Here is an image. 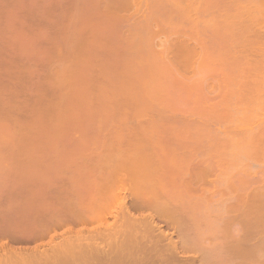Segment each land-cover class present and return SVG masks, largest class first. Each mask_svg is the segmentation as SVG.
<instances>
[{"label": "rangeland", "instance_id": "obj_1", "mask_svg": "<svg viewBox=\"0 0 264 264\" xmlns=\"http://www.w3.org/2000/svg\"><path fill=\"white\" fill-rule=\"evenodd\" d=\"M263 1L264 0H133V1L132 0H0V204L1 205L5 204V202L8 201L9 197H14V195H13L14 192L11 194L8 191L15 190L16 193L17 192L19 193L18 195L15 193V197H16L15 201L16 202L19 201L18 207L24 206L23 205L24 203L23 204L21 203V202H23V200L20 201L21 199H26V197H29V195L31 193H33V195H35V194L37 195L39 193V191H37V193L34 191H32L30 193L29 191L31 190V188H37L38 189V187L43 186L44 188H41V189L42 190L44 189V193H45V190L47 191L46 188H50L49 189L50 192L47 191L45 194L42 195L43 197L40 195L43 198V201L46 200L47 202H49V204L52 205V207L54 209L60 208L58 206L56 207V203H54V202L59 203V201H57L56 198L58 197V199H59V195H61L62 192L68 193V192H65L66 189H68V188H69L68 191L71 190V188H76V189H77V187L79 188L81 184L78 182L82 181V179H80V178H78L77 179L78 181H77L75 179V176L71 175L72 174L71 172H73V169H74L73 167L76 166V165H74V162H72L73 165L70 164V165H72L70 167L71 169L68 168L70 166L69 164L64 166L67 163V160L69 163H71V161L73 160V159L71 160V158H75L74 159L75 162L81 163L82 161L85 160V158L88 159V157H87L88 152L90 153L92 151L94 152V150H99V149L101 150V148H102L101 151H104L105 154L107 155V156L105 155L106 157L104 156V158H101L103 160L102 162H105V163H101L100 158H98V156H97V155H100L101 153L104 154V152H101V153L99 152L100 154L98 153L97 155H94V156H95V158L97 157L99 159L100 164H102V165L101 166L99 165V167L93 166L91 164L92 163L91 159H88L90 163H88V161L86 160L88 165L90 164L91 167H93V168H100L103 166V168L106 167L105 169H108L107 167H112L110 169H113V168H116V166H118V165L120 166V162L118 160L121 159L120 161L122 162L123 158H124L123 162L125 164L128 161H129L128 164L133 163L134 169H135V164H137V163L139 165H140V163H142L141 165H144V163H147V164H145V166L147 165L146 166L147 168L149 166L152 168L147 169V168H145V166H143L144 169L141 170L140 169L141 167L138 165L139 168L137 167V169H140L141 173L143 170L146 171V169L148 171H150L152 169L153 171L152 172H144V174L142 173L143 176H140L142 179V181H141L142 183H138V182L133 181L134 180V176H133V178L131 179L133 181V183L135 182V184L138 183L139 185L142 184L141 190H140V187H137L138 184L135 185V187H137V190L140 191V192L139 191L138 192L141 193L142 195H144V193H145V191H143V190H145V189H143L145 187L149 188V189H150V187H152L153 189L156 187L157 189L163 190L162 187L164 185L161 187L160 184H158V186H159L158 187L157 186L158 182L154 184L155 186L152 185L157 179V178L154 179L156 177L155 176L156 174H154V173H158L162 177L160 172L162 171V174H163V171L165 170L164 168H162L160 170L161 165L157 166L155 164L158 162V159H159L158 158L159 156H157V151L159 150L158 146L159 145L161 146V143H163L162 148H160V150H161V149H164L163 145L165 143H167V145H169L170 143H173L172 147H175V149H176L177 144L179 142H181L182 140H183L182 144H185V145L187 143L189 144V142L190 143L192 142L194 145L196 144L194 142L195 140L190 141L191 137L189 140H188V138H186L190 134L192 135L193 129L191 130V128H190L191 131L189 130V126H190L189 124L191 122L190 119L193 118V117H191L193 114L191 113L192 115H189V117H191L190 119H188L190 122L185 119V118H188V116H186V114L182 115V113H184V111L186 110L184 107L187 106L186 108L188 109L189 107L193 106L192 109L189 108L191 110H194L195 107H197L198 103H196V105H195L196 99H194L193 97L188 98V100L191 99L189 103L186 99L187 97L190 96L189 95L190 88H194L195 86L191 87L190 84H192V82L190 81L191 82L189 84L190 88H188L187 86L184 87V85H181L182 88L180 86H179V88L177 87V85H178L177 82H179L180 80H184L185 83L186 82L189 83V80L191 78H194V79H192V81L194 82L196 77L198 79V75H200L202 73V72H199L200 69L198 70L196 67L194 69V67L193 68L191 67L193 65L189 64V62L191 63V60L195 61V59H198V58H196L197 56L191 58V55L192 56L196 55L199 52H200V54H198V55L199 56L201 55L202 51H200V46L202 47V45H201L202 42L204 43L203 47L207 48L208 52L211 53L212 56L219 53V52L221 53L222 50L219 51L220 47L218 49V48H216L217 46L215 47L214 44L217 43V45H219L220 44L219 40L221 42H223V40H224V39H222V38H224L223 34L226 35L227 30H229L230 31V32H228V33H230L229 37L225 36V40H227V42L228 41H230V42L229 43L223 42L222 44L227 45L230 43H232V44L234 43V45H235V42H236V44L239 43V45H240V43H242L241 48L243 47V49H242L243 51H241L240 50L241 48L239 47V45L235 46V47L239 48V50L241 51V55L243 54V56L237 54V53L240 54V52L234 53L235 51H233L232 53H234V54H232V55L237 54V55H235L237 57L236 60H235V58H236L235 56L232 58L235 60L233 62H237V60H239L238 57L239 58L242 57L246 61L251 62V64H249V63L247 64L249 66L252 65V67H253V64L254 65L256 64V59H257V63H259L258 59H259V57L261 58V56H262V55L259 56L261 49L256 50V48L258 47V45H260L262 50L264 49L263 48V46H264V44H263L264 43V29H263L264 28V16H263L264 15L263 14L264 13L263 12L264 11V2ZM258 9H259V11H257ZM187 12H189V13H187ZM190 26L192 28H189ZM223 26L225 28L227 27L226 28L227 30L225 28H223ZM219 27H222L224 30L222 28H219ZM187 28H189L191 30L189 31V29H187ZM193 28H195V29H193ZM206 28H208V29H206ZM204 29H205V32H204ZM220 29L223 30V31L221 30L222 32H224V31H226V32L220 34V32H221ZM197 31H198V33H197ZM190 34H193V35L190 36ZM227 36H228V34H227ZM226 38H229V39H226ZM248 41H251V42L248 43ZM254 41H255V43H254ZM218 42H219V44H218ZM250 43H252L251 47H253L256 44H258V45H256V47H253L252 49L250 47L246 48V46H248L247 44H250ZM211 44H213L214 46ZM222 44H220L219 46H221ZM169 45H170V47H169ZM205 45L208 47H205ZM163 46H165L166 48ZM187 46H188V48H187ZM198 46H199V48H198ZM225 46H223V48ZM244 46H245V48H244ZM229 47H230V45H229ZM229 47H228V49H230ZM176 48H178V50ZM213 48H216V49L213 50ZM169 49H170V51H169ZM196 49L198 51L197 53H195ZM225 49H226V47H225ZM225 49L223 51L228 50V49L227 50H225ZM231 49H233V48H231ZM192 50H194L195 52L193 54H190ZM213 51H214V53H213ZM230 51L228 53H230ZM257 51H259V52H257ZM162 52L165 54L162 55L163 54ZM208 52H206V53H208ZM256 53H259V54H256ZM224 55H227V53L226 54L224 53ZM232 55H227V57L225 59V63H224V60L222 59L223 57H219V60H218L217 57L219 55H217L216 58L218 61L216 60V63L214 62L213 68H215V67L218 68L220 65V67L223 69V66H228L229 69L226 68V69H228L226 74L231 73L232 70H234V68L237 69V66H239L240 63H239V65H237V63L234 65V63H232V61H230V58L232 57ZM245 55H247V57ZM220 56H221V54H220ZM161 57H163V60L161 59ZM164 57H165V59H164ZM228 57H229L228 60L231 62L232 66L233 67L236 66L233 69L231 68L232 66L230 64H228V60H227ZM212 58H215V57L213 56ZM242 58H240V59H242ZM247 58H249L250 60ZM262 59H264L263 56L261 59H259V61H261ZM165 60H167L168 64L167 63L165 64V62H166ZM201 60H203V59H201ZM204 60L206 61L205 58H204ZM209 60H210V58H209ZM157 61H158V63H157ZM159 61H161L160 62L161 66L159 65ZM170 61L173 64H171ZM210 61L213 62L212 59ZM186 62H188V64L190 65V68H192V69H188L187 68L188 66L187 67L185 66L186 68H184V65ZM195 62H197V61H195ZM261 62H263V60ZM162 63H164V64H162ZM260 63L256 64V66L258 65L257 67L258 68L261 67V68L257 69V67L254 66L253 70L259 71L262 69L263 72L260 71V73L263 75V73H264L263 67L264 66L263 65L259 66ZM204 64H205V62L203 63V65ZM209 64H208V66H209ZM244 64H246V63L243 62V66H244ZM261 64H264V62ZM165 65H167V67H165ZM172 65H174V66H172ZM195 65H196V63L194 64V66ZM210 66H211V64H210ZM245 66H244V68H245ZM249 66H247V68ZM156 68H157V70L159 68L160 69L157 71ZM207 68H208L207 69V71H208L210 68L209 67H207ZM219 68H218V71H219ZM240 68H239V71H240ZM247 68H246V70H247ZM212 69H211L212 72H210V70L208 72H210V73H213V71L215 72V70H212ZM230 69H232L231 72L229 71ZM250 69L251 68H249L248 70H250ZM165 70L167 71V73ZM253 70L251 72L252 74L254 73ZM163 71H165V72H163ZM200 71H202V70H200ZM204 71H205V69H204ZM204 71L202 74L205 73ZM220 71H222V70H220ZM239 71L237 69L236 71H234V74H233V72H232V74L235 75V73L236 72L238 73ZM243 71H244V73H243ZM243 71L241 72V74H245V75L247 74L248 76H250L248 74V73H250L249 71H247L248 73L245 70H243ZM198 72L200 74H198ZM223 72H224V70H223ZM215 74L213 73L214 76H215ZM219 74L220 73L217 72L216 77ZM220 75L218 77H220ZM224 75H222V76H224ZM239 75H240V73H239ZM254 75H256V76H254ZM254 75H251L252 77L254 76L253 77L254 79H252V80H255V78L256 79L258 78L256 72ZM258 75H259V72H258ZM251 76H250V78H252ZM259 76H261V75H259ZM199 77H201V75ZM207 77L210 78L209 76H207ZM230 77H231V75H230ZM230 77H228V78H230ZM156 78H158L159 80ZM174 78H178L179 80H177V82H175ZM201 78L203 79V75ZM201 78L199 79L200 81L202 80ZM187 79H188V81H187ZM197 79L195 81H198ZM209 80L207 81L206 77H205L204 81L208 82V83H205L206 87L203 85L205 88L203 86L201 87L200 85H198L202 88L201 90H203V88L204 89L208 88L206 90H210L212 88V86H214L216 84L215 78L214 79L212 78ZM211 80H215V83L214 82L212 83ZM252 80L251 81L247 80V81L252 83L253 82ZM221 81H224V80L222 79ZM227 81H228V79H227ZM227 81H225V82H227ZM202 82H203V80H202ZM173 83H176V85H174ZM251 83L249 84V86H251ZM182 84H183V82H182ZM246 84H248V83H245V85ZM159 85H160V88H159ZM193 85H195V84L193 83ZM218 85H220V84H218ZM227 85H229V84H227ZM242 85H244V83H242L241 86ZM245 85L243 87L239 86V89L243 88V90L246 91V89H248L247 87H249V86L247 85L246 89H244ZM253 85H255V84H253ZM230 86H232V85H229V87ZM252 87H250V90L254 88V87L253 88ZM185 88L186 89L188 88L189 90L187 91ZM216 88H217V86H216ZM221 88L222 87H220V89ZM198 89L200 91V88H198ZM218 89H219V87H218ZM220 89H219V91H220ZM157 90H158V92H157ZM191 90H190V92H191ZM206 90H203V92L204 91L206 92ZM243 90L240 89V91H243ZM212 91H215V87ZM248 91H249V89H248ZM152 92H154L153 93L154 95H152ZM192 92H193V90H192ZM203 92H201V93H203ZM157 93H158V95H157ZM161 93H162V95H161ZM186 93H187V95H186ZM201 93H199V94H201ZM215 93H216V91H215ZM215 93L214 92L212 94L210 93L211 95H209V96H213V94H215ZM218 93L219 92L217 91V93H216L217 96H218ZM190 94L195 95L194 97H196V98L198 97V94H196L195 92L190 93ZM205 94L207 95L208 92ZM205 94L204 93L201 94L202 98H200V101H202L203 103H205V99L201 100L203 98H207L210 101V103H211L210 99L214 100L216 98V97H214L215 96L214 95L213 98L209 97L210 98L209 99L208 97L205 96ZM185 95H186V97H185ZM170 97H171L172 101H170L171 100ZM184 98L186 100H184ZM192 98H193V100H192ZM178 100H180V101H178ZM208 100L206 102H208ZM249 100L250 99H247L245 101H249ZM191 101H194V104H192ZM216 101L218 102V100H216ZM172 102H173V104H172ZM202 102H200V103L203 105ZM185 103H187V104H185ZM249 103L251 104L250 106H252V102L249 101ZM175 104H177V106L180 104L179 109L174 110V111L177 110L176 111L177 117H182V118H180L181 120L178 118V121H176L177 119H175L176 117H175V115H173V109L172 108L174 107ZM188 104H189V106H188ZM247 104L248 103H246L245 106ZM211 105L212 104H210V106ZM240 105H243V103ZM245 106H244V108H245ZM250 106H247V107H250ZM204 107H205V105H204ZM233 108L236 109L239 107L234 106ZM240 108H242V106H240ZM189 109H188V111H190ZM202 109H203V107H202ZM235 109H233L234 112H235ZM170 110H172V112ZM237 110L238 109H236V111ZM188 111H185V113ZM205 111H208V110H205ZM239 111H241V110H239ZM243 111H244V109H242V112ZM190 112H194V111H190ZM235 113L237 114V112H235ZM235 113H234V116H235ZM207 114L209 116L210 112H208ZM232 114H233V112H232ZM238 115L241 116L242 113L239 112ZM184 116H186V117H184ZM193 116H195V115H193ZM240 116H239V118H240ZM183 117L185 120L183 119ZM195 117H194V119H195V121H197V119ZM203 117L200 116L199 118H203ZM229 117H231V116H229ZM208 118H211V117H208ZM212 118H214V116ZM218 118H220V117H218ZM242 118L240 120H243L245 117L243 119ZM173 119H175V121L177 123L180 121L179 122L180 124L178 123L177 125L174 122V125L177 126L176 129H175V126L173 127L175 130L172 128L174 131L170 130L171 124H173ZM182 119L184 121L189 122V124H188L189 126L187 125L188 128L187 127L184 128V126H186V125H184V123L181 124ZM215 119H214V121H215ZM222 119H224V117ZM235 119L237 120V115H236ZM199 120H202V119H199ZM199 120H198V122H199ZM203 120H204V118H203ZM229 120H231V119H229ZM229 120H228V122H229ZM246 120H248V119L246 118ZM210 121H212V119ZM233 121H235V120H233ZM243 121L245 122V120H243ZM243 121H242V124H244ZM192 122H191V124H192ZM205 122H206V120H205ZM205 122L203 121L204 124H205ZM218 122L220 123V119ZM236 122H235L236 127L240 128L241 127L240 125H242V124L240 122L238 123V121H236ZM250 122L251 121H249L248 123L246 122V124H249ZM252 122H253V120H252ZM208 123H209V121L206 122V125ZM212 123L208 124V128H209L210 124H211V126L213 125ZM216 123H217V121L215 122V124ZM230 123H232V122L230 121ZM230 123H228V124H230ZM185 124H187V123L185 122ZM199 124L201 126V123L194 124V126L195 127L198 126L197 128L199 129V127H200ZM215 124H214V126L217 125V124L216 125ZM237 124L238 125L240 124V125L237 126ZM232 125L235 126L234 123H232L231 126ZM166 126H168L169 129ZM211 126H210V129L205 127V130H206V128L208 129V131L214 130L212 128L213 126L212 127ZM218 126H217V128L214 127L215 130L219 129ZM225 126L226 125H224L223 127H225ZM157 127H158V129H157ZM178 127H179V129H178ZM190 127H192V126H190ZM203 127H204V125H203ZM203 127H202V129H204ZM159 128H161L160 131H158ZM197 128H194V129H197ZM226 128H227V126H226ZM230 128L231 127L229 126V128H227V130ZM232 128H234V127H232ZM186 129H187V132L184 133L186 131ZM180 130H182V131H180ZM219 130L213 131V133H216L217 131L219 133ZM208 131H205V132H208ZM234 131H233V133H234ZM238 131L235 133L236 135H237ZM165 132L168 134H166ZM178 133H180V134H178ZM194 133H195V130H194ZM202 133H204V130ZM228 133L227 134L230 137L235 135V134L231 135L232 133H230V132H228ZM239 133H241V132H239ZM165 134H166V136H169L171 134L169 137V140H170V138L172 139V140H170L171 142L168 144V142L166 141L168 139V137H167V139H165V143H164V140L162 139L163 142L161 140V143L159 142V145H158L157 144L158 142L156 143L157 139L160 140L161 138H166V136L164 137ZM204 134H206V133H204ZM212 134L209 133V136H213ZM220 134H221V132L218 135L215 134V136L216 135L219 136ZM178 135L180 137L181 136L184 137L183 135H185L184 138L187 139L189 142H187V140L185 141V139H183L181 137V138H178L179 141L177 143L175 141L177 139L173 140V138L175 136H178ZM195 135L197 136L198 139L201 140V142H199V143L203 142L205 144V146L208 145V143H209L208 141L211 137L209 138L208 135H201V133H200V135H197V134H195ZM224 135L225 134L222 133L223 138H225ZM236 135H235L236 138L241 136L240 134H239V136L238 135L236 136ZM204 136H205V138H204ZM215 136L213 137V141L219 142V141L215 140V138L217 139V137H215ZM220 136L218 137L217 140H220V138H221ZM241 137L246 138L243 136H241ZM241 137H239V138H241ZM197 138L195 137V139H197ZM223 138H221V142L224 140ZM180 139H181V141H180ZM192 139H194V136ZM226 139L229 140L232 138L228 137ZM247 139H245V140H247ZM79 140H80V142H78ZM81 140L82 141L84 140L82 147L86 146L88 149L91 148L90 149L91 151L86 149L88 151L87 153L85 152L86 154L83 152L85 155H87L86 157H82L83 154L80 155V152H82V148H80L81 147L80 145L82 143ZM85 140L86 141L88 140V141L86 142ZM149 140L151 143L149 142ZM153 140H156V141H153ZM234 140H233V142H235ZM241 140H243V139H241ZM241 140H239V141L237 140V141L242 143L244 140L242 142H241ZM76 141H77V143H76ZM91 141H92V143H91ZM99 141H100V143H99ZM104 141H108V142H106L104 144ZM174 142H176L177 144L176 143L174 144ZM210 142H212V141H210ZM238 142L237 143L235 142V144L237 145ZM78 143H80V144L78 145ZM84 143L85 144L87 143V145H85ZM88 143L89 144L91 143V147L90 146L88 147ZM93 143H94V145H92ZM110 143H112V145L109 146ZM192 143H191V146L189 144V147H191V148H189L190 150L192 149V145H193ZM203 143H202L203 148L200 147L201 144L199 145V147L201 148V149L199 148V151H197L198 145L196 144L197 145V147H196L197 152L194 150L195 156L193 155L194 159H195V157H197V159L201 158V162H205L206 160L202 161V159L206 158L207 156L210 157L209 156L210 153L213 152V150H211V152L209 153V151L207 149L209 154L206 153L205 152L206 149L204 148ZM244 143L247 144L246 141ZM228 144H229V142H228ZM104 145H106V146H104ZM117 145H119V146H117ZM167 145L165 146L167 149L165 148L164 150H168V152H169V150L172 147L170 146L171 144L169 146H167ZM181 145H178L177 149H176V150H178V147L180 146L181 149L179 148L180 149L179 152H183V151H181L182 148L186 147L184 145H182L183 146L182 147ZM209 145H210V143H209ZM217 145H215V146H217ZM238 145H240V144H238ZM71 146L73 148L74 147L75 148L71 149ZM100 146H102V147H100ZM108 146L110 147L111 151H110ZM211 146H212V143H211ZM221 146L223 147V145H221ZM224 146H226V145H224ZM235 146H232V148L233 147L236 148ZM107 147L109 150L107 149ZM154 147H157V148H154ZM229 147H230V145H229ZM239 147H242V145H240ZM78 148L81 149V151H79V153H78V150H76ZM116 148H119L118 150L120 152L116 151L117 150ZM126 148L130 153L126 150ZM140 148H141V151H140ZM186 148H185V150H186ZM210 148H209V150H210ZM202 149H204V150H202ZM239 149H241V151H242L244 148H239ZM249 149H248V151H249ZM86 150L84 149V151H86ZM121 150L125 154L123 152H121ZM144 150H146V151H144ZM160 150L158 151V155L160 154L159 152L162 153V151H163V150L162 151H160ZM176 150L174 153H176ZM185 150H184V155L187 154V156H188V152H186ZM221 150H222V148H221ZM224 150H225V147H224ZM230 150H231V147L228 151L230 152ZM173 151L174 150H172V152ZM216 151H219V150H216ZM243 151L246 152V150H243ZM243 151L241 152V155L243 154ZM61 152H64L63 154H65V155H63ZM75 152H77L76 157H75ZM116 152L118 155H116L117 157L115 158L114 155L116 154ZM166 152H163V154L168 155V153L166 154ZM172 152H170V153H172ZM179 152L176 154L177 155L180 154L179 156H182L183 153L181 155V153H179ZM223 152H227V150L223 151ZM236 152L237 151H235V153ZM119 153H121V155ZM247 153H245V154H247V155L250 154L249 152H247ZM251 153H254V152H251ZM257 153H258L257 156H259V152H257ZM53 154H54V156H53ZM67 154L70 155L69 159H67L68 158ZM103 154H101V155L103 156ZM126 154L127 155L129 154V155L126 156ZM176 154H175V156H177ZM213 154H211V155H213ZM222 154L226 155V153H222ZM66 155H67V157L65 158ZM78 155H80L81 157ZM92 155H93V153H92ZM92 155H89V156L92 157ZM101 155H100V157H101ZM173 155L174 154L172 153V156ZM184 155H183V157H186V159H187V156H184ZM214 155L215 156H211V157L216 158V155H218V154H214ZM221 155L220 156L218 155L219 158L221 157ZM236 155L237 154L234 155V158L235 157L237 158L238 155L237 156ZM241 155H239V158H241V159L247 158V157L242 158L243 155L242 156ZM253 155L254 154H252V156ZM94 156H93V158H94ZM155 156H157V157H155ZM218 156H217V158H218ZM257 156H256V158H257ZM46 157L47 158L49 157V158L47 159ZM178 157L177 158L175 157V158L176 159L182 158V157H180V158H178ZM229 157H231V155ZM254 157H253V162L255 161ZM261 157L259 156L260 159H261ZM60 158H62V159H60ZM79 158H80V162L78 161ZM82 158H84V160ZM128 158H129V160H128ZM161 158H162V156H161ZM190 158H192V157H190ZM217 158L215 160L218 161ZM224 158L225 157H223L222 159H224ZM239 158H237V160ZM259 158H257L258 162L260 160ZM96 159H94V160H96ZM194 159L192 158V162ZM222 159H220V161ZM49 160H50V162H54V163H57V160H59V161L56 165L53 163L49 164L50 163ZM64 160L66 161V163ZM94 160H93L94 165L99 163V161L97 160V163L95 164L96 161H94ZM125 160H126V162H125ZM209 160H212V159H209ZM231 160H233V157H231ZM239 160H238V163H244V161L241 162L242 161L241 160L239 162ZM251 160L252 159H249L250 162H251ZM263 160H264V156H263ZM141 161H143V162H141ZM180 161H181V159H180ZM197 161H199L198 164L201 163L200 160H197ZM208 161H207V163H208ZM220 161H219V163L223 162L224 165L226 164V163H224L225 161H223V160L221 162ZM227 161L229 164V160H227ZM233 161H235V159ZM40 162L41 163L43 162V163L41 164ZM60 162H61V164H60ZM175 162H176L175 166H177L178 161H175ZM186 162H188V161H186ZM117 163H118V165H116ZM180 163H181L180 165L182 166V162H180ZM184 163H185V160H184ZM216 163H218V162H215V167L217 166ZM259 163L258 164L257 163L252 164V165L249 163L250 169H248V170H251V171H249L250 173L248 172L247 174L249 177L251 176V178L254 177L252 180L249 179L251 181L250 183L248 182V180H247V182H245V180L249 178V177L247 178L246 174L244 175V173L247 172V171H245L246 170L245 168H247V166L245 168L241 167V166H240V168L237 167L238 170H236V166H235L236 163L234 165L235 168L233 165H232L233 166L232 169H228L230 167L227 168L229 171L227 169L225 171L224 168H220L222 164H220V166H219V169H222V171H218V166L216 168L214 167L217 170H215L211 176H209L210 173H208L209 179H206V180H208V182L205 180L206 184H204L205 182L198 181L199 179H197V177H196L197 181L193 180L194 183L190 180L192 182V183L191 182L190 183L192 184V186L194 188L192 187V189H190V190L187 189L188 192L186 191L183 194V196L185 195L184 196V205L180 204L181 202L179 203V201L176 202L175 199L176 198L178 199V197L175 196V192L174 193L172 192L174 195L173 196L174 198L172 197V193L171 194L166 193L168 198L172 197L174 200L172 198L167 199L165 196L166 194L165 195L162 194L163 196L161 195V197L164 199L165 198L167 199L166 202H168V204L170 206L169 208L172 210V211L169 210V211H171L170 212L171 215L169 214V216L172 217V212L174 211L173 212L174 215L180 219V220L178 219L180 221L179 222L177 219L175 220L176 217L175 218L172 217L173 221L169 222V223H171L173 226L171 224L167 225L168 222H166L165 219H163V220L166 223L163 222L162 218L160 219V218L156 217L157 216V215H155L156 212L159 213L158 207L159 208H160V206L162 207V204L161 205L159 204L160 206L157 205L156 209H155V207H153L151 205H149V206H151L152 208L151 207H147V208L145 207V209L140 208L141 210L134 208V207H131L130 208L131 214H133L137 217L141 216V215H143V216L144 215H146V216L150 215V216L154 217V225L155 226H153L150 229L151 234L149 232L147 233V235H150V236L145 235V236H147V237L144 236L145 240H144L143 236L142 237L140 235L136 236V238H134V239H137V240H135L137 242L134 241L136 243V245H137V243H140V242L142 243V241H144L145 243L149 242V240L151 241L152 238L154 239L156 237L155 236L156 233H157V237H158V232L155 230V229H157L158 226L160 227L161 230H163L162 231L163 234H165V236L167 238H170L168 236H171L170 240L172 239V241H173V244H172L169 239L164 237L167 241H169L173 245V247L167 249L166 246H168L170 244H169V242L167 243L165 241V239L163 238L164 240H162V239L161 240H162V244L164 242H166V244H167L166 246H165V244H163L165 246L166 250H165V248H163L164 246L162 247L163 249L161 248L162 250L159 249V250H161L160 252H159V250L157 251L158 253L155 252V250H153V252H152V250L151 251L149 250L150 252L147 251L146 255H142L144 257L146 256L145 258L143 257L144 260H143L142 256L140 255L141 254L140 249H138L137 247H136L137 249L134 248V250H133V248H129L131 253L132 252L135 253L134 257H137L136 255L139 254L138 257L140 256L143 261L141 259H138V258L136 260L133 257V255L130 254L131 259L132 258L135 259V262L137 264H165V263L166 264H178V263L179 264H239V262L243 259H240L239 258L240 256L239 257H237V256L232 257L233 254H230L231 250H233V252L237 251V255L238 254L240 255V252L245 250L244 252H251V253L255 252L256 253V256L254 255L255 253L253 254L254 255L253 259H249V263H250V260L251 261L253 260L252 263H250V264H262V263L264 264V259H262V258H264V256L261 255L264 253V237H263L264 236V226H263L264 225V206H263L264 205V180L263 179H262V181L259 180L260 182H262V184L258 183V180L255 181L256 178L259 179V177L260 178L264 177L263 175H262V177L260 175L261 171H263L262 174H264V169L261 170V168H260L261 166L263 167L264 164L261 163L262 165L260 166ZM58 164H60L62 166H60ZM83 164L86 165V163H84V162H83ZM112 164L114 165V167ZM128 164H126V166ZM194 164H195V160H194ZM194 164L192 163V165H194ZM49 165L51 167H53V169L50 168ZM84 165H82V166H84ZM166 165L169 166V164H166ZM166 165H165V167H167ZM186 165L187 164H185V165L183 164L184 167ZM197 165H195V166L198 167V169H199V166H197ZM245 165H247L246 162H245ZM47 166H49V167H47ZM126 166H123V168L124 167L126 168ZM200 166H202V164ZM211 166L213 167V165H211ZM229 166H231V165H229ZM237 166H238V164H237ZM38 167H39V169H38ZM43 167H45V168H43ZM80 167H81V165H80ZM91 167H88V168H91ZM156 167H158V170L156 169ZM184 167H182V168H184ZM84 168H86V167H84ZM121 168L119 167V169H121ZM209 168H211V167H209ZM248 168H249V166H248ZM46 169H48V170H46ZM188 169H189V167H188ZM194 169L196 170L197 168L194 167ZM239 169H241V172L243 171V169L245 171L244 173L242 172L243 174H241V175L246 176V179L244 180L243 178H241L242 176H240L241 179L238 178L239 180H244L245 184L243 182V184H244L243 186L240 184V183H242V181H239V184L241 185L240 186L237 183L238 181L235 180V178L237 179V177H239L238 174L241 173ZM75 170H76L75 172H77L80 169H77V167H76ZM90 170L92 171V168ZM123 170H121V171H123ZM173 170L170 169L169 171L171 172ZM255 170H257L258 172L260 171V172L256 175H254L256 173ZM42 171H44V173L45 172L53 173V174H55V176H56V173H59L62 171H64V173H65V171L66 172L69 171V173H71V174L65 175L64 177H61L62 179H59V177H58V180L55 179L52 183H51V181H52L51 180L49 184H43V182H45V181H42L41 179L43 178L42 176H45V174L42 173L43 175H39V173ZM93 171L95 172L96 170L93 169ZM192 171L193 170H191V173H190V169H189V172L188 171L185 172V170H184V172L186 173V176H189L190 174L193 177L198 175V174H196V175L194 174L197 171H195V172L194 171L192 172ZM223 171H225V172L223 173ZM252 171H254V174H251ZM136 172H137V170H136ZM138 172L141 175L140 171H138ZM138 172L136 174H138ZM165 172L166 171H164V173ZM176 172L178 173V170H176ZM201 172H202V169H201ZM237 172H238V174H237ZM64 173L62 172L60 174L64 175ZM166 173L168 174V172H166ZM158 174H157V176L160 178V176ZM170 174H172V172ZM173 174L176 175L175 172ZM182 174H181V176H183ZM187 174H189V175H187ZM191 175H190V178L192 179L193 177H191ZM52 176H54V175H52ZM135 176H137V175H135ZM166 176H164V177H166ZM181 176H179V177H181ZM184 176H185V174H184ZM179 177H177L178 179H175V180H177V182L180 179ZM183 177H181V178L184 179ZM81 178H83V177L81 176ZM137 178H139V177H137ZM163 178H162V180H163ZM185 178H187V177H185ZM220 178L224 179V181H229V179H233L235 183L230 182L231 184L234 183V185L229 186V185H227V184H229V182L228 183L224 182V184H222V182H221L220 187H218L219 184L217 185L216 183L213 184L214 187H212L213 185L210 186L212 184L211 181H213V182L218 181V180L222 181ZM47 179H49V178H46V180ZM202 179L204 180V178H202ZM143 180L144 181L148 180L149 182L148 181L144 182ZM164 180L162 182L160 180L159 181L163 184ZM166 180H168V179H166ZM175 180L173 178V181H175ZM137 181H139V180L137 179ZM169 181H171V180L169 179ZM40 182H42V184H40ZM209 183H211V184L208 185ZM63 184H65V185H63ZM164 184H166V186H164L163 188H165L167 186H173V185H168L171 183L167 184V182H165ZM199 184H200V186H199ZM215 184L217 185L219 190L221 189L220 192L218 191L217 187L215 188ZM143 185H148V186L150 185V186L148 187V186H143ZM64 186L66 189H64ZM190 186L191 185L189 184V187ZM59 187H63L62 189H64L65 191L58 190L60 192H57L58 194L56 193V195H55L56 191L54 192V189L55 188L57 189ZM133 187H134V185H133ZM195 187L198 189H196ZM232 187H233V189H232ZM28 188H30V189H28ZM169 188H171V187H169ZM207 188H208V190H206ZM213 188H215V189H213ZM241 188H244V189L247 188V190H244V191L245 192L247 191L248 193L250 192L249 195L247 194L248 197H246V195H245L247 192L246 193L243 192V190ZM1 189H3V190H1ZM41 189H38V190H40V192H41L42 191ZM76 189H75V191H76ZM151 189H150V191H148V189H147V191L149 193L147 194V191H146V195L150 196L149 199L151 201H152V198H153V201H155V198L157 199L158 195L160 194V192H159L160 190L158 191V195H156L157 189H155V190L152 189V191H151ZM199 189H201V190H199ZM234 189H236L238 191H239V189H241L243 193L240 191L241 192V195H240V194H238L239 192L234 190ZM257 189H259V190H257ZM168 190H170V192H171V189H168ZM172 190L175 191L174 188H172ZM209 190H211L212 193H214L215 190H217L218 192H216L215 195H212L213 197L211 198L210 197L211 192H209ZM230 190L231 191L234 190L233 191L234 193L231 192ZM203 191H204V193H203ZM253 191H254V193H253ZM2 192L5 194V196ZM27 192H29L30 194L28 193L29 195H27ZM71 192H72V190L69 193H71ZM256 192L257 193L259 192L258 193L259 195ZM6 193H8V194H6ZM41 193H43V192H41ZM64 193H62V195ZM73 193L74 192H72L69 195L71 196ZM260 193H262V194H260ZM25 194H26V196H25ZM203 194L205 195V197ZM69 195L62 196L64 199L63 201L61 199L62 197H60L61 201L62 202L65 201L67 203L68 200H66L65 198L68 197L67 199H69ZM74 195H75L74 197L77 196V198H78L77 194L74 193ZM242 195H244V196H242ZM40 196H38L39 201L41 198ZM52 196H54V197L57 196V197H55L56 200L53 197V199L55 201L51 198ZM206 196H209L211 199H209V197L207 199ZM34 197L33 198L31 197V199H33L32 202L34 201V202H36V204H39L40 203L39 201H38L39 203H37V201L34 200L37 197L36 198H34ZM161 197L159 196L158 199L164 200ZM237 198H238V201H237L238 203L236 202ZM50 199L52 201H54L53 203L55 205H53V203L51 202ZM205 199L207 200V202ZM69 200H71V199H69ZM75 200H76V198L74 199V201ZM244 200H245V202H244ZM251 200H252V202H251ZM10 201L12 202V200H10ZM61 201H60V203L63 205V203ZM16 202H15V204H16ZM26 202H29L30 203V204L28 203L29 205L34 203V202L31 203V201H27V200H26ZM133 202L134 201L128 200L129 205L130 204L132 205ZM189 202L192 204H190ZM10 203H9V205H10ZM20 203H21V205H20ZM41 203H45V201L41 202ZM153 203H155V202H153ZM160 203H163V201ZM61 204L59 206H61V208H62ZM164 204H166L165 201H164ZM6 205H8V204L6 203ZM6 205H5V207H6ZM9 205H8L9 209L13 210V207H12L13 205L12 206H9ZM181 205H183V208ZM229 205L234 207V208L230 209ZM5 207L3 205L4 209H5ZM15 207L17 208V205L14 206V208ZM165 207L166 206L164 205V207H162V208H165ZM226 207L228 209H226ZM257 207H259V208H257ZM4 209H2L0 207V214H1L0 216H2V215L4 216V214L6 212V210H4ZM18 209L20 211L21 208L19 207ZM23 209H21L20 213L22 212ZM179 209H181V211ZM11 210H10V213H13L15 211V210H13L11 212ZM19 211H17V213H19ZM34 211H38V210L36 209ZM40 211L41 210H39V212ZM164 211H166V210L163 209L162 212H164ZM162 212L160 211V213H162ZM167 212H168V210H167ZM167 212H166V214H167ZM247 212H249L248 215H247ZM24 213L26 214L25 210H24ZM24 213L22 212L23 215H24ZM164 213H163V215H164ZM7 214L10 215L9 212ZM7 214H6V217L8 216ZM205 214H206V216H205ZM11 215H13V217H15L14 214H11ZM23 215H22V217L24 218L26 215H24V216ZM29 216L30 215H27V217H29ZM6 217L5 218L2 217L3 219H1V217H0V219L3 220V223H4V221H5V223H7V222L9 223L10 221L12 222V220H11V219H13L12 216H11L12 217L11 219L8 218L10 216L7 217L8 219ZM19 217H21V214H18V218ZM27 217H25V218H27ZM16 218H14V219H16ZM23 218H19V221ZM17 220L18 219H16V221ZM16 221H15V224L17 223ZM113 221H115V217L110 216L107 218L106 224L112 223ZM246 221L248 224L246 223ZM11 222L9 224H12ZM175 222L178 224L176 225ZM19 223H17V224H19ZM173 223H175L176 226ZM9 224L5 225V224L1 223L0 224L1 225L0 232L1 231L3 232L5 229L2 230V228L4 226L7 228L9 226ZM67 227L71 228L72 235L73 234L79 235L81 232H84L83 234L86 236V235L90 234L87 231L88 230L90 231L94 227V224H93V222H90V221L86 222V223H78L75 221H71V223H68V225L67 224L59 225V226L53 228L52 230H50V232L49 231L48 232L51 235H52V233L54 234L56 232L58 235V238H60L59 236L61 235V233H63V230L67 229ZM36 228H40V226L36 227ZM118 228H120V227H118ZM118 228L116 227V229H118ZM122 228H124V226H121L120 229H122ZM8 230H9V227H8ZM6 232H7V229L5 230V234H6ZM47 233H46L47 236L44 235L45 237H43V238L41 237V239L37 238V239H33L31 241H29L30 239H28V240L25 239V237H23L24 239L23 238L21 239L18 237L14 239V238L10 237L11 235H9V234L7 236H5V235L3 236L4 233L3 234L0 233V264H7V261L13 260V259H10L9 257L11 256L12 253L14 255L15 251L18 253L21 252L22 254L23 253H31V252L35 251L36 247H38V251L50 252L49 249L46 248L45 247L46 245L44 244V242H46V243L48 242V237H49L48 234L49 233L48 234ZM172 233H173V235H172ZM152 235L155 237H153ZM141 238H142V240H141ZM147 239H149V240L146 241ZM153 239L150 243H152L155 240V239L154 240ZM159 240H160V238H159ZM56 241H58V240H56ZM120 241H121V238H120ZM97 242L101 243V245L103 243L106 244L105 240L100 241V239H99V240H97ZM122 242H125V240L124 241L122 240ZM131 242L130 243L128 242L129 244H127V245L131 246ZM134 242H132V243H134ZM41 243H43V245ZM129 249H128L127 254H129ZM137 250H139V251H137ZM175 251H177V252H175ZM125 254H126V252H124V255ZM127 254L125 256L129 257V255H127ZM157 254H158V256H157ZM226 254L227 255L230 254L231 256H227ZM234 254H236V253H234ZM179 256H180V258H179ZM260 257H261V260H260ZM8 258H9V260L6 261V259H8ZM124 258L125 257L122 256V260ZM125 259H124V261H125ZM180 259H181V262H180ZM255 260H257V261H255ZM262 260H263V262H262ZM126 261H127V259H126ZM18 262L21 264L20 261H18ZM11 263H13V262H11ZM16 263L17 262H15V264ZM249 263L246 262L243 264H249ZM8 264H9V262H8ZM77 264H80V263H77Z\"/></svg>", "mask_w": 264, "mask_h": 264}, {"label": "bare ground", "instance_id": "obj_2", "mask_svg": "<svg viewBox=\"0 0 264 264\" xmlns=\"http://www.w3.org/2000/svg\"><path fill=\"white\" fill-rule=\"evenodd\" d=\"M133 1V0H132ZM264 2V1H263ZM262 6V5H261ZM262 8V7H261ZM262 10V9H261ZM257 11H259V9L257 10ZM192 12V11H191ZM262 12V11H261ZM264 12V11H263ZM187 13H189V12H187ZM258 13V12H257ZM264 14V13H263ZM262 14V15H263ZM260 15V14H259ZM264 16V15H263ZM188 20V19H187ZM209 26V25H208ZM189 28H192L191 26L189 27ZM189 28H187V29H189ZM219 28H222V27H219ZM223 28H225L224 26H223ZM222 28V29H223ZM227 28V27H226ZM225 28V29H226ZM193 29H195V28H193ZM206 29H208V28H206ZM222 29H220V31L222 30ZM231 29V28H230ZM264 29V28H263ZM191 29H189V31H190ZM203 30V29H202ZM217 30V29H216ZM224 30V29H223ZM222 30V31H223ZM227 30V29H226ZM262 30V29H261ZM220 32V34L221 33H225L226 31H224V32ZM263 31V30H262ZM201 32V31H200ZM203 32V31H202ZM204 32H205V29H204ZM228 32H230L229 30H227V34H228V36H227V34L225 35V34H223L224 36V38H222V39H224L225 40V36L226 37H229V34L230 33H228ZM197 33H198V31H197ZM219 34V35H220ZM191 35H193V34H190V36ZM189 36V37H190ZM231 36V35H230ZM221 39V40H222ZM226 39H229V38H226ZM223 40V42H225V43H229L230 41H228L227 42V40H225L224 41ZM187 42V41H186ZM217 42V41H216ZM219 42H220V44H222L223 42H221L220 40H219ZM219 42H218V44H219ZM234 42V41H233ZM249 42H251V41H248V43ZM180 43V42H179ZM238 43V42H237ZM254 43H255V41H254ZM201 44V43H200ZM203 42H202V47L200 46V51H202L201 52V55L199 56L198 54H200V52L198 53V54H196V55H191V58H193V57H196V58H198V59H195V61H197V62H195L194 60H191V63L189 62V64L190 65H193V66H191L192 68L194 67V69H195V67L199 70H202V71H200L199 70V72H202L203 73V71H204V69H205V73L204 74H200L199 72H198V74H200L201 75V77H202V75H203V79L201 78V77H199L200 75H198V79H197V77H196V79L199 81H195L194 80V82L192 81V79H194V78H191L190 80H189V83H185L184 82V80H180L179 82H177V80H179L178 78H174V80H175V82H177V87L179 88V86L182 88V86L181 85H184V87H188V88H190L189 87V84L192 82V84H190V86L191 87H194V88H190V90L192 89L193 90V92H192V90H191V92H190V90L187 88H185L187 91L189 90V97H187L186 99H187V101H188V103L190 102V100L191 99H189L188 100V98H190V97H193L194 99H196V102H195V105H196V103H198L197 104V107H195V109L194 110H191L192 109V107H189V108H191V109H189L190 111H194V112H190V111H188V109L186 108V107H184L185 109V111H188V112H186L185 113V111H184V113H182V115H185L186 114V116H188V118H185L186 120H188V119H190L191 117H193L192 119H190V121L192 122V124H191V122H190V124H189V122H187V121H184L185 119H184V117H186V116H184L183 117V119H182V122H181V124L182 123H184V125H186V126H184V128L185 127H187L188 128V126L190 125V126H192V127H190L189 126V130H190V128H191V130L193 129V131H192V135L190 134L188 137H186V138H188V140L190 139V137H191V139H190V141H194L197 145H198V147H197V145L195 144H193L192 142V149L190 150L189 148H191V147H189V144H190V146H191V143L187 140V139H185L184 137H185V135H183L184 137H182L183 139H185V141L187 140V142H189V144L187 145H185V144H182V142H183V140L181 141V139H180V141L181 142H179L178 143V138H181L179 135V137L178 136H175L174 138H173V140H175V139H177V140H175L176 142H174V144L176 143L177 144V146L178 145H184V146H186V147H184V148H182V150L181 151H183V152H179V150L181 149L180 148V146L178 147V150H176L177 149V146H176V149H175V147H172V145H173V143H170L171 141L170 140H172L171 138H170V140H169V137H170V135L169 136H166V134H168V133H166L165 135H164V137L166 136V138H161L160 140L159 139H157V141L156 140H153V141H156V143L159 145V142L161 143V140L163 139L164 140V143H165V139H167V137H168V139L166 140L167 142H168V144L172 147L170 150H169V152H168V150H164L166 147V145H167V143H165L164 145H163V147H164V149H161L160 150V148H162V144L163 143H161V146L159 147L158 146V149L160 150V151H162V153L161 152H159L160 154L158 155V151H157V156H159L157 159H158V162L157 163H155L157 166H160V170L162 169V168H164L165 170L164 171H166V172H168V174L165 172L164 173V171H163V174H162V171L160 172L161 173V175H162V177L158 174V173H154V174H156L154 177V179H156V181L152 184V185H154L155 183H157V186H158V184H160V186L162 187L163 185L164 186H166V184H164L165 182H167V184L168 183H171V184H168V185H173V186H167V187H165V188H163L162 187V189L163 190H160V189H157L156 187L153 189L152 187H150V189L152 188L153 190H155V189H157L156 191V195H158V191L160 192V194L158 195V198H159V196L161 197V195L163 194V195H165L166 193L167 194H171L172 192L174 193L175 192V196H177L178 197V199L176 198L175 200H176V202H178L179 201V203L180 204H183L184 205V196H183V194L187 191L188 192V190H190V189H192V182H193V180H195V181H197L196 180V177H197V179H199L198 181H200V182H205L204 184H206V181L208 182V180H206V179H209V176H211L212 174H213V172L215 171V170H217V169H215L217 166H218V171H222V169H219V166H220V164H222L221 165V167L220 168H224L225 169V171H226V169L228 168V167H230V168H228V169H232V167L235 165V163H236V170H238L237 169V167L238 168H240V166L241 167H246L247 166V168H245L246 170L245 171H247V172H245L244 171V169H243V173H244V175L246 174V176H247V178L249 177L248 176V172L249 171H251V170H248V169H250V164L252 165V164H258L260 161V166L262 165V164H264V160H263V156H264V73H263V75L260 73V71L261 72H263V70L261 69V70H259V71H257V70H253L254 69V66H256V64H259L262 60H263V62H264V59H262L261 61H259V59H261L262 58V56L264 57V49L262 50V48H261V46L260 45H258V44H256V45H258V47L256 48V50L257 49H261V51H260V55L259 56H261V58L259 57V59H258V62L259 63H257V59H256V64L254 65L253 64V67H252V65H247L248 63L249 64H251V62H248V61H246L245 59H243L242 57H240V58H242V59H240L239 57H238V59L239 60H237V62H233V61H235L236 59H237V57L235 56V55H241V51H243L242 49H243V47L241 48V44L242 43H240V45H239V43L238 44H236V42H235V45H234V43L232 44V43H230V44H225V45H223V46H225L226 47V49H225V47L223 48V46L221 47V46H219V45H217V43H215L214 45H215V47L216 48H218L219 49V47H220V49H219V51H221V56H220V54L219 53H217V54H215V55H213L215 58H212L213 56H212V54L211 53H209L208 52V49L207 48H204L203 47ZM245 44V43H244ZM251 44L252 43H250V44H247L248 46H246V48L247 47H250L251 49L253 48V47H256V45H252L253 47H251ZM264 44V43H263ZM185 45V44H184ZM199 45V44H198ZM211 45H213V44H211ZM213 45V46H214ZM229 45H230V47H229ZM232 45V46H231ZM238 46L239 45V47L241 48L240 50H239V48L238 47H235V46ZM250 45V46H249ZM175 46V45H174ZM212 46V47H213ZM235 48H234V47ZM163 47H165V46H163ZM169 47H170V45H169ZM205 47H208V46H206L205 45ZM228 47L230 48V49H228ZM166 48V47H165ZM184 48V47H183ZM187 48H188V46H187ZM196 48V47H195ZM198 48H199V46H198ZM204 48V49H203ZM216 48H213V50H215ZM223 48V49H222ZM231 48H233V49H231ZM244 48H245V46H244ZM263 48H264V46H263ZM164 49V48H163ZM177 50H178V48H176ZM206 49V50H205ZM231 50L230 51V53H228L227 51H223V50ZM255 49V48H254ZM172 50V49H171ZM212 50V49H211ZM237 50V51H236ZM246 50V49H245ZM169 51H170V49H169ZM168 51V52H169ZM196 51V52H195ZM192 50L191 51V53L190 54H193L194 52L195 53H197L198 51H197V49L196 50ZM210 51V50H209ZM233 51H235L234 53H237V52H240V54L239 53H237V54H235V55H232V54H234V53H232ZM263 51V52H262ZM166 52V51H165ZM188 52V51H187ZM204 52V53H203ZM206 52H208V53H206ZM212 52V51H211ZM256 52V51H255ZM257 52H259V51H257ZM262 52V53H261ZM163 53V52H162ZM213 53H214V51H213ZM223 53V54H222ZM224 53L226 54L227 53V55H232V57L230 58V61H232V63H234V65L237 63V65H239V63H240V65L239 66H237V69H238V71H239V68H240V71L237 73H235V75H233L234 74V71H236L237 69L236 68H234V67H236V66H232V64H231V62L228 60L229 59V57L227 58V60H228V64H230L229 66L233 69L234 68V70H232V69H230L229 71L231 72V70H232V72H233V74H232V72L231 73H228V74H226L227 73V70L229 69V67L228 66H223V69L220 67V65H219V71L220 70H222V71H218V68H213V65H214V62L216 63V60H217V58H218V60H219V57H223L222 59L224 60V63H225V59H226V57H227V55H224ZM165 53H163L162 55H164ZM168 54V53H167ZM204 54V55H203ZM206 54V55H205ZM208 54V55H207ZM256 54H259V53H256ZM217 55H219L217 58H216V56ZM223 55V56H222ZM181 56V55H180ZM203 56V57H202ZM236 57L235 58V60L234 59H232L233 57ZM241 56H243V54L241 55ZM246 57H247V55H245ZM209 57L210 58V60L212 59L213 60V62L212 61H210L209 60V58L207 59V58ZM204 58L206 59V61L204 60ZM160 59V58H159ZM161 59L163 60V57H161ZM160 59V60H161ZM164 59H165V57H164ZM167 59V58H166ZM201 59H203V60H201ZM221 59V58H220ZM247 59H249V58H247ZM170 60V59H169ZM215 60V61H214ZM217 60V61H218ZM222 60V61H223ZM250 60V59H249ZM166 62H165V64L167 63V60H165ZM205 62V64L203 65V63ZM160 62L161 61H159V65H160ZM164 62V61H163ZM169 62V61H168ZM171 62V61H170ZM188 62H186L185 63V65H184V68H186L187 66V68L188 69H192V68H190V65L188 64ZM193 62V63H192ZM196 63V65L194 66V64ZM211 62V63H210ZM243 62H245L246 64H244V66H245V68H244V66H243ZM263 62H261V63H263ZM157 63H158V61H157ZM181 63V62H180ZM199 63V64H198ZM211 64V66H210V64ZM227 63V62H226ZM242 63V64H241ZM260 63V65L259 66H261V65H263L264 66V64H261ZM162 64H164V63H162ZM168 64V63H167ZM171 64H173L172 62H171ZM207 64V65H206ZM208 64H209V66H208ZM199 65V66H198ZM209 67L210 69V72H212L211 71V69L212 70H215V72L213 71V73L215 74H217V72L218 73H222L221 75H220V77H218L219 75H217V77H216V74H215V76L213 75V73H210V72H208L207 71V67ZM222 65V64H221ZM242 65V66H241ZM161 66V65H160ZM159 66V67H160ZM172 66H174V65H172ZM186 66V67H185ZM204 66V67H203ZM247 66H249L248 68H247ZM258 66V65H257ZM256 66V67H257ZM163 67V66H162ZM165 67H167V65H165ZM182 67V66H181ZM239 67V68H238ZM244 69H243V68ZM161 68V67H160ZM159 68V69H160ZM183 68V67H182ZM226 68H228V69H225ZM246 68H247V70H246ZM249 68H251L250 70H248ZM261 68V67H260ZM260 68H258L257 67V69H260ZM158 69V70H159ZM165 69V68H164ZM256 69V68H255ZM263 69H264V67H263ZM156 70H157V68H156ZM157 70V71H158ZM162 70V69H161ZM223 70H224V72H223ZM243 70H245L246 72L247 71H249L250 73L252 72V70H253V74L251 73H248L250 76L251 75H254L255 74V72H256V74H257V79L255 78V80H252V79H254L253 77L254 76H256V75H254L252 78H250V76H248L247 74L245 75V74H241V72ZM166 71V70H165ZM165 71H163V72H165ZM197 71V70H196ZM208 73H207V72ZM217 71V72H216ZM228 71V72H229ZM162 72V71H161ZM160 72V73H161ZM258 72H259V75H261V76H259L258 75ZM166 73H167V71H166ZM239 73H240V75H239ZM243 73H244V71H243ZM210 74V75H209ZM225 74V75H224ZM209 76L210 78H208L207 76ZM222 75H224V76H222ZM228 75V76H227ZM230 75H231V77H230ZM248 76V77H247ZM159 77V76H158ZM205 77H206V80L208 81L209 79H214L215 78V80H216V84L214 85V86H212V88L214 89V87H215V91H216V93H217V91L219 92L218 93V96L220 97H218L217 96V94L215 93V91H212L213 89L211 88L210 90H206V89H208V88H206V89H204L205 87H206V85H205V83H208V82H206V81H204L205 80ZM223 77V78H222ZM226 77V78H225ZM228 77H230V78H228ZM160 78V77H159ZM202 79L203 80V82H202V80L200 81L199 79ZM208 78V79H207ZM156 79H158V78H156ZM224 80V81H221V80ZM227 79H228V81L230 82H228L227 81ZM159 80V79H158ZM215 80H211V82L213 83H215ZM250 80H252L253 82V84H255V85H253L251 82H248V81ZM183 82V84H182V82ZM187 81H188V79H187ZM191 81V82H190ZM210 81V80H209ZM225 81H227V82H225ZM218 82V83H217ZM221 82V83H220ZM160 83V82H159ZM158 83V84H159ZM162 83V82H161ZM180 83V84H179ZM193 83L195 84V85H193ZM199 83V84H198ZM202 83V84H201ZM204 83V84H203ZM226 83V84H225ZM232 83V84H231ZM242 83H244V85H245V83H248V84H246L245 85V88L244 89H246V86L248 85L249 86V84L251 83V86H249V87H247L248 89H249V91H248V89H246V91L245 90H243V88H240L241 90H243V91H240V89H239V86L240 87H243L244 85H242L241 86V84ZM174 85H176V83H173ZM188 84V85H187ZM218 84H220V85H218ZM227 84H229V85H232V86H230L229 87V85H227ZM236 84V85H235ZM161 85V84H160ZM160 85H159V88H160ZM198 85H200L201 87L203 86L204 88H203V90H206V92L204 91L203 92V90H201L202 88L200 87V86H198ZM235 85V86H234ZM216 86H217V88H216ZM224 86V87H223ZM227 86V87H226ZM254 88H253V87ZM173 87V86H172ZM200 88V91H199V89L198 88ZM218 87H219V89H220V87H222L221 89H220V91H219V89H218ZM250 87H252L253 89H251L250 90ZM158 88V89H159ZM175 88V87H174ZM218 89V90H217ZM195 90V91H194ZM223 90V91H222ZM160 91V90H159ZM199 91V92H198ZM222 91V92H221ZM155 92V91H154ZM154 92H152V95H154L153 93ZM157 92H158V90H157ZM196 93V94H198V97L196 98V97H194L195 95H193V94H190V93ZM198 92V93H197ZM201 92H203L204 94L205 93H207L208 92V96L205 94V96L206 97H211V98H213V96L214 97H216L214 100L213 99H210L211 100V103H210V101L207 99V98H203V99H201V100H204L205 99V103H203L202 101H200V98H202V96H201V94H203V93H201ZM215 93V94H213V96H209V95H211L212 93ZM151 93V92H150ZM149 93V94H150ZM160 93V92H159ZM199 93H201V94H199ZM211 93V94H210ZM151 95V96H152ZM157 95H158V93H157ZM161 95H162V93H161ZM186 95H187V93H186ZM186 95H185V97H186ZM192 95V96H191ZM197 96V95H196ZM204 96V97H205ZM153 98V97H152ZM182 98V97H181ZM193 98H192V100H193ZM155 99V98H154ZM170 99H171V97H170ZM180 99V98H179ZM185 98H184V100H186ZM198 99V100H197ZM208 100V102H206L207 100ZM220 99V100H219ZM247 99H250L249 101H251L252 102V106H250L251 104L249 103V101H245V100H247ZM216 100H218V102L216 101ZM170 101H172V99L170 100ZM176 101V100H175ZM178 101H180V100H178ZM195 101V100H194ZM194 101H191V103L192 104H194ZM198 101V102H197ZM215 103H213V102ZM183 102V101H182ZM185 102V101H184ZM200 102H202L203 103V105L200 103ZM248 103L246 106H245V104L246 103ZM175 103V102H174ZM179 103V102H178ZM243 103V105L245 106V108H244V106L243 105H240V104H242ZM245 103V104H244ZM172 104H173V102H172ZM185 104H187V103H185ZM191 104V105H192ZM208 104V105H207ZM210 104H212L211 106H210ZM214 104V105H213ZM176 105V106H175ZM174 105V107L172 108L173 109V115H175V119H177L176 121H178V118L180 119V118H182V117H177L176 116V111H174L175 109H179V105L177 106V104H175ZM203 107V109H202V107ZM204 105H205V107H204ZM184 106V105H183ZM188 106H189V104H188ZM210 106V107H209ZM239 107V108H236V109H238L237 111H236V109L235 108H233V107ZM240 106H242V108H240ZM247 106H250V107H247ZM159 107V106H158ZM207 107V108H206ZM183 108V107H182ZM209 108V109H208ZM249 108V109H248ZM171 109V108H170ZM233 109H235V112H237V114L234 112V110ZM242 109H244V111L242 112ZM181 110V109H180ZM203 110V111H202ZM205 110H208V111H205ZM239 110H241V111H239ZM171 112H172V110H170ZM201 111V112H200ZM197 114H196V113ZM208 112H210V115L208 116ZM232 112H233V114H232ZM242 113V117L244 118H242L240 115H238V113ZM175 113V114H174ZM189 113V114H188ZM193 115H195V116H193ZM195 113V114H194ZM204 113V114H203ZM234 113H235V116H234ZM172 114V113H171ZM203 114V115H202ZM214 114V115H213ZM181 115V114H180ZM181 115V116H182ZM189 115H192L191 117H189ZM212 115V116H211ZM217 115V116H216ZM219 115V116H218ZM233 115V116H232ZM236 115H237V120L235 119V117H236ZM201 116V117H203L204 118V120H203V118H199V117ZM214 116V118H212ZM216 116V117H215ZM229 116H231V117H229ZM239 116H240V118H239ZM172 117V116H171ZM194 117L197 119V121H195V119H194ZM199 119H202V120H199ZM206 117V118H205ZM208 117H211V118H208ZM218 117H220V118H218ZM224 117V119H222ZM174 118V117H173ZM216 118V119H215ZM229 119H231V120H229V122H228V120ZM234 118V119H233ZM243 119V120H245V122L243 121V120H240V119ZM246 118L248 119V120H246ZM175 119H173V124H171V129L170 130H172V131H174L175 129H176V125L180 122H176L175 121ZM212 119V121H210V120ZM214 119H215V121H214ZM219 119H220V123L218 122L219 121ZM227 121H226V120ZM250 119V120H249ZM181 120V119H180ZM198 120H199V122H198ZM205 120H206V122H208L209 121V123H212L213 121V127L211 126V124H210V126L214 129V130H209L208 131V129H210V126H209V128H208V124L206 125V122H205ZM208 120V121H207ZM233 120H235V121H233ZM252 120H253V122H252ZM203 121L205 122V124L203 123ZM217 121V125L215 124V122ZM230 121L232 122V123H234V125L235 126H231V124L232 123H230ZM236 121H238V123L240 122L241 124H242V121L244 122V124H242V125H240L241 127L240 128H238V127H236ZM249 121H251L249 124H246V122L248 123ZM170 122V121H169ZM174 122H175V124L176 125H174ZM185 122L187 123V124H185ZM236 122V123H235ZM198 124V123H201V126H200V124H199V129L197 128L198 126H194V124ZM219 123V124H218ZM223 123V124H222ZM228 123H230V124H228ZM159 124V123H158ZM163 124V123H162ZM180 124V123H179ZM189 124V125H188ZM214 124L216 125V126H214ZM188 125V126H187ZM203 125H204V127H203ZM206 125V126H205ZM219 125V126H218ZM224 125H226L227 126V128H229V126L231 127L230 129H228L227 130V128H226V126L225 127H223ZM238 124H237V126H239ZM150 126V125H149ZM154 126V125H153ZM157 126V125H156ZM175 126V129L173 128ZM217 126L219 127V129H216V130H219V133L221 132V138H223L222 137V133L223 134H225L224 135V137L225 138H223L222 140V142H221V138H220V140H217L218 139V137L219 136H217L219 133H218V131L216 132V133H213V131H216L215 130V128L214 127H216L217 128ZM222 126V127H221ZM140 127V126H139ZM152 127V126H151ZM160 127V126H159ZM163 127V126H162ZM167 128H168V126H166ZM202 127L204 128V129H202ZM205 127H207L206 128V130H205ZM232 127H234V128H232ZM236 127V128H235ZM84 128V127H83ZM146 128V127H145ZM150 128V127H149ZM156 128V127H155ZM174 130H173V129ZM194 128H197V129H194ZM226 128V129H225ZM242 128V129H241ZM141 129V128H140ZM147 129V128H146ZM157 129H158V127H157ZM160 129L161 128H159V130L158 131H160ZM163 129V128H162ZM166 129V128H165ZM169 129V128H168ZM178 129H179V127H178ZM224 129V130H223ZM232 129V130H231ZM238 131V133H237V135L239 136V134L241 135V136H243V137H246V138H242L241 136H239V137H241V138H239V137H235V133L237 132L236 130ZM190 130V131H191ZM194 130H195V133H194ZM203 130H204V133H206V134H204V133H202L203 132ZM226 130V131H225ZM231 130V131H230ZM236 132H235V131ZM180 131H182V130H180ZM198 131V132H197ZM202 131V132H201ZM205 131H208V132H205ZM233 131H234V133H233ZM176 132V131H175ZM187 132V129H186V131L184 132V133H186ZM201 133V135H208L209 136V133L210 134H212L213 136H209V143H210V145H209V143H208V147L210 148V150H209V148L207 147V146H205V144H204V148L206 149L205 150V152L206 153H208V151H209V153L211 152V150H213V152L212 153H210V157H206V158H204V159H202V161L203 160H206L205 162H201V158L200 159H197V157H195V159H194V157H193V155L195 156V152H194V150L196 151V147H197V151H199V148L201 147V148H203V146H202V143H199V142H201V140L200 139H198L197 138V136L195 135V134H197V135H200V133ZM225 132V133H224ZM228 132H230V133H232L231 135H233V134H235L234 136H232V137H230L229 135V133ZM239 132H241V133H239ZM163 133V132H162ZM161 133V134H162ZM177 133V132H176ZM183 133V134H184ZM199 133V134H198ZM208 133V134H207ZM229 135H228V134ZM173 134V133H172ZM178 134H180V133H178ZM215 134H217L216 136H215ZM227 134V135H226ZM236 135V136H237ZM193 136H194V139H192L193 138ZM217 137V139L215 138V140L216 141H219V142H215V141H213V137ZM227 136V137H226ZM162 137V136H161ZM195 137L197 138V139H195ZM202 137V136H201ZM232 138V139H229V140H227L226 138ZM204 138H205V136H204ZM235 140H234V139ZM248 138V139H247ZM226 139V140H225ZM241 139H243V140H241ZM245 139H247V140H245ZM100 140V139H99ZM159 140V141H158ZM163 140H162V142H163ZM169 140V141H168ZM200 140V141H199ZM233 140L237 143L239 140H241V142L242 143H240V142H238V144H240V145H242V147H239L240 145H236L235 144V142H233ZM238 140V141H237ZM82 141V140H81ZM84 141V140H83ZM83 141H82V143H81V147L80 148H82V152H80V155L81 154H83V156L82 157H86L87 155H85L88 151L87 150H89V151H91L90 149H88L86 146H83L82 147V145H83ZM86 141V140H85ZM88 141V140H87ZM86 141V142H87ZM210 141H212V142H210ZM229 142V144H228V142ZM233 143H232V142ZM247 142V144L246 143H244V142ZM78 142H80V140L78 141ZM97 142V141H96ZM102 142V141H101ZM106 142H108V141H104V144L106 143ZM149 142H150V140H149ZM231 142V143H230ZM76 143H77V141H76ZM91 143H92V141H91ZM91 143L89 144L88 143V147L90 146L91 147ZM99 143H100V141H99ZM151 143V142H150ZM155 143V142H154ZM185 143V142H184ZM207 143V142H206ZM211 143H212V146H211ZM218 145H217V144ZM220 143V144H219ZM223 143V144H222ZM225 143V144H224ZM227 143V144H226ZM245 145H244V144ZM80 143H78V145H79ZM85 144V143H84ZM98 144V143H97ZM96 144V145H97ZM126 144V143H125ZM153 144V143H152ZM201 144V145H200ZM73 145V144H72ZM85 145H87V143L85 144ZM92 145H94V143L92 144ZM99 145V144H98ZM97 145V146H98ZM101 145V144H100ZM103 145V144H102ZM110 145H112V143H110L109 144V146ZM169 145H167V146H169ZM181 145V146H182ZM199 145H200V147H199ZM214 145V146H213ZM215 145H217V146H215ZM221 145H223V147L221 146ZM224 145H226V146H224ZM229 145H230V147H231V150H230V152L228 151L229 149H230V147H229ZM236 145V146H235ZM244 145V146H243ZM104 146H106V145H104ZM108 146V147H109ZM117 146H119V145H117ZM123 146V145H122ZM129 146V145H128ZM195 146V147H194ZM232 146H235L236 148H232ZM86 147V148H85ZM94 147V146H93ZM100 147H102V146H100ZM108 147H107V149H108ZM114 147V146H113ZM116 147V146H115ZM121 147V146H120ZM145 147V146H144ZM143 147V148H144ZM152 147V146H151ZM150 147V148H151ZM183 147V146H182ZM207 147V148H206ZM215 147V148H214ZM224 147H225V150H224ZM228 147V148H227ZM246 147V148H245ZM73 147L71 146V149H72ZM75 148V147H74ZM73 148V149H74ZM105 148V147H104ZM124 148V147H123ZM154 148H157V147H154ZM180 148V149H179ZM185 148H186V150H185ZM200 148V149H201ZM219 148V149H218ZM221 148H222V150H221ZM227 148V149H226ZM239 148H244L243 150H246V152L245 151H243V156L241 155V149H239ZM250 148V149H249ZM84 149L86 150V151H84ZM109 149H110V147H109ZM108 149V150H109ZM117 150L116 151H119L118 149L119 148H116ZM138 149V148H137ZM149 149V148H148ZM167 149V148H166ZM186 151V152H188V156H187V154L186 155H184V150ZM189 149V150H188ZM207 149H208V151H207ZM219 150V151H216V150ZM248 149H249V151H248ZM76 150H78V153H79V151H81V149H76ZM101 150H102V148H101ZM100 149L99 150H94V152L92 151V152H88L87 154H88V159H91L92 160V165L93 166H97V167H99V165L101 166L102 164H100V161H99V159L98 158H100V160H101V163H105V162H102L103 160L101 159V158H104V156L106 155L105 154V152L104 151H101ZM105 150V149H104ZM126 150H127V148H126ZM152 150V149H151ZM172 150H174L173 152H172ZM175 150H176V153H181V155H182V153H183V155L184 156H187V159H186V157H183V155L182 156H179L180 154H176V153H174L175 152ZM202 150H204V149H202ZM227 150V152H223V151H226ZM234 150V151H233ZM241 152H240V151ZM75 151V150H74ZM97 153H96V152ZM107 151V150H106ZM110 151H111V149H110ZM128 151V150H127ZM140 151H141V148H140ZM144 151H146V150H144ZM153 151V150H152ZM156 151V150H155ZM167 151V152H166ZM192 151V152H191ZM196 151V152H197ZM216 151V152H215ZM221 151V152H220ZM235 151H237L236 153H235ZM65 152V151H64ZM64 152H61L62 154L64 153ZM85 154H84V153ZM101 152H104V154L103 153H101V154H103V156L100 154ZM120 152V151H119ZM121 152H123L122 150H121ZM129 152V151H128ZM135 152V151H134ZM139 152V151H138ZM154 152V151H153ZM163 152H166V154L168 153V155H164L163 154ZM170 152H172L174 155V157L172 156V153H170ZM190 152V153H189ZM232 152V153H231ZM247 153V152H249L250 154L249 155H247V154H245V153ZM251 152H254V153H251ZM257 152H259V156L261 157L262 155V157H261V159L259 158V156H257ZM66 153V152H65ZM70 153V152H69ZM68 153V154H69ZM92 153H93V155H92ZM95 153V154H94ZM100 154L101 155V157H100V155H97V154ZM107 153V152H106ZM109 153V152H108ZM113 153V152H112ZM124 153V152H123ZM130 153V152H129ZM192 153V154H191ZM194 153V154H193ZM208 153V154H209ZM218 154L219 156L222 154V153H226V155H221V157L219 158V156L218 155H216V158H217V156H218V161L217 160H215L216 158L214 157H211V156H215L214 154ZM231 153V154H230ZM51 154V153H50ZM67 154V155H68ZM73 154V153H72ZM77 154V152H75V157L77 156L76 155ZM120 155H121V153H119ZM125 154V153H124ZM123 154V155H124ZM145 154V153H144ZM154 154V153H153ZM175 154L177 155V156H175ZM211 154H213V155H211ZM235 154H237L236 156H237V158H239V155H241L242 156V158L243 157H247V158H245V159H241V158H239L238 160H239V162L241 161V162H243L244 161V163H238V160H237V158L235 157L234 158V155ZM245 154V155H244ZM252 154H254L253 156H252ZM262 154V155H261ZM49 155V154H48ZM63 155H65V154H63ZM67 155L65 156V158L67 157ZM74 155V154H73ZM80 155H78V156H80ZM89 155H92V157H90ZM94 155H97L98 156V158L96 159L95 158V156ZM116 155H118L117 154V152H116V154L114 155L115 156V158L117 157ZM129 155V154H128ZM127 154H126V156H128ZM147 155V154H146ZM155 155V154H154ZM231 155V157H233V160L235 159V161H233V160H231V157H229V156ZM45 156V155H44ZM52 156V155H51ZM53 156H54V154H53ZM69 156L70 155H68V158L67 159H69ZM93 156H94V158H93ZM107 156V155H106ZM105 156V157H106ZM131 156V155H130ZM157 156H155V157H157ZM161 156H162V158H161ZM165 156V157H164ZM179 156V157H178ZM240 156V157H241ZM250 156V157H249ZM255 156V157H254ZM256 156H257V158H259L260 160H259V162H258V159L256 158ZM72 157V156H71ZM81 157V156H80ZM90 157V158H89ZM178 157V158H180V157H182V158H180L181 159V161H180V159H176V158ZM190 157H192L194 160H195V164H194V160H193V162H192V158H190ZM223 157H225L224 159H222ZM228 157V158H227ZM253 157H254V162H253ZM47 158V157H46ZM49 158V157H48ZM47 158V159H48ZM57 158V157H56ZM55 158V159H56ZM78 158V157H77ZM114 158V159H115ZM120 158V157H119ZM118 158V159H119ZM126 158V157H125ZM130 158V157H129ZM129 158H128V160H129ZM184 158V159H183ZM212 159V160H209V159ZM227 158V159H226ZM230 158V159H229ZM256 158V159H255ZM60 159H62V158H60ZM73 159V160H72ZM75 158H71V163H69L68 162V160H67V163H66V161H65V165L64 166H66V165H70V164H72V162H74V165H76L75 167H73L74 169H73V172H71V173H69V171L68 172H66L65 171V173H64V171H62L63 173H64V175L63 174H60V173H62V172H59V173H56V176H55V174H53V173H48V172H45L44 173V171H42V172H38L39 173V175H43V174H45V176H42L43 178L41 179L42 181H45V182H43V184H49L50 183V181H51V183L55 180V179H57L58 180V177H59V179H62L61 177H64L65 175H69V174H71V175H73V176H75V179L77 180L78 178H80V179H82V181L81 182H78V183H80L81 185H80V187L78 188L77 187V189L76 188H71V190H72V192H74L75 194H77L78 195V198H77V196L76 197H74L75 195H74V193L70 196L69 194H71V193H69L71 190H69L68 191V189H66L65 188V186H64V189H66V191L64 190V189H62L63 187H59V188H55L54 189V192H55V195H56V193L57 192H60V191H65V192H68V193H64V192H62V193H64L63 195H62V193H61V195H59V199H58V197L57 196H55V197H57L56 199H57V201H59V203L58 202H54L56 199H55V197L54 196H52L51 198L53 199V197H54V201H52L51 199V202L53 203H56V207L58 206V207H60V208H56V209H54L53 207H52V205H50L49 204V202H47L46 200H44L45 201V203H41V202H44L43 201V194H45L47 191L48 192H50V188H46L47 189V191L45 190V193H44V189L42 190L41 188H44L43 186L41 187H38V189H41L42 191L41 192H43V193H41L40 192V190H38L37 188H31V190L29 191L30 193L32 192V191H34V192H36L37 193V191H39V195L37 194H35V195H33V193H29V192H27V195H29V197H26V199H21L20 201H22L23 200V202H21L24 206H19L21 209H23L25 206V208L22 210V212L24 213V210H25V212H26V214L27 215H30L29 217H27V215L24 213V215H26L25 217H27V218H23L22 217V212L20 213V211H21V209H20V211H19V207H18V204H19V201H15L16 199V197H15V193H16V191L15 190H13V191H8V192H10L11 194L14 192V197H9L8 198V201H6L5 202V204H0V207L2 208V209H4L3 208V205H4V207H5V205H6V203L9 205V203L11 202L10 200H12V202L10 203V205L9 206H12L13 207V210H15L13 213H10V210L11 209H9V207H8V205H6V207H5V209L4 210H6V212L8 213L9 212V214L10 215H8L6 212H5V214H4V216L2 215V216H0L1 217V219H3V218H5L6 217V214L8 215V216H10V217H8L9 219H11L12 217H13V215H11V214H14V216L15 217H13V219H11L12 220V224H9L8 222L7 223H5V221H4V223H3V220H1L0 221V224L2 223V224H5V225H7V224H9V230H8V227L6 228L5 226V228L3 227L2 228V230L3 229H7V232H6V234H5V230L2 232H0V233H4L3 234V236L5 235V236H7L8 234L9 235H11L10 237H12V238H23V237H25V239H30L29 241H31V240H33V239H41V237L43 238V237H45L44 235H46V233L49 231L50 232V230H52L53 228H55V227H57V226H59V225H62V224H67L68 225V223H71V221H75V222H78V223H86V222H93V224H94V227L89 231H87V232H89L90 234L89 235H84L83 233L84 232H81L79 235H72V233H71V228H68L67 227V229H65V230H63V233H61V235L59 236L60 238H58V235H57V233L55 232L54 234L52 233V235L49 233H47L48 234V242L46 243V242H44V244L46 245L45 247L46 248H48L49 249V251L50 252H48V251H38V247H36L35 248V251H33V252H31V253H18V252H16L15 251V253H14V255H13V253L11 254V256L9 257L10 259H13V260H10V261H7V260H9V258L8 259H6V261H7V264H8V262H9V264H15V262H17L16 264H18L19 262L18 261H20L21 262V264H77V263H80V264H137L136 262H135V259L137 260V258L138 259H141L142 260V258L144 257V256H142V255H146L147 253V251H151L152 250V252H153V250H155V252H157L159 249H161L164 245L163 244H165V246L167 245L166 244V242L168 243L169 241H167L165 238H167L166 236H165V234H163V230H161L160 229V227L158 226H156L157 227V229H155L157 232H158V237H157V233H156V237L155 236H153V237H155L153 240V242L152 243H150L151 241H152V239H151V241L149 240V239H147L146 241H148L149 240V242H144V241H142V243L140 242V243H137V245H136V243L135 242H137V241H135V240H137V239H134V238H136V236H143V238H144V236L145 235H147V233L149 232L150 233V229L153 227V226H155L154 225V217L153 216H150V215H141V216H135V215H133V214H131V212H130V208L131 207H134V208H137V209H145V207L147 208V207H151V206H153V207H155V209H156V207H157V205H161L162 204V207H164V205L166 206L165 208H162L160 205V208L158 207V212L159 213H157L156 212V214L155 215H157L156 217L157 218H162V220L163 219H165L166 220V222H168L167 223V225L168 224H171V223H169V222H172L173 220H172V217L173 218H175L176 216L174 215V211L172 212V217L171 216H169V214H170V212L172 211L169 207V204H168V202H166L167 201V199H171L174 195H173V193H172V197L171 198H168V196H167V194L165 195L166 196V198L164 199V198H162V199H164V200H159L158 198L156 199L155 197V201H153V198H152V201L149 199V197L150 196H147L146 195V191H147V189H148V191H150V189L149 188H143V189H145V190H143V191H145V193H144V195H142L141 193H139L140 191L139 190H137V187H140V190H141V185L142 184H138V183H142L141 181H142V179H141V177L140 176H143V174H144V172H152L153 170L151 169L150 171H148L147 169H150V168H152V167H150L149 165V167L147 168L146 166H145V164H147V163H144V165H141L142 163H140V165L137 163V164H135V169H134V165H133V163H130V164H128V162H126V160H125V162H126V164H128L127 166L129 167H127L126 166V164L123 162V159H122V162L120 161L121 159H119L118 161L120 162V166L118 165V163L116 164V165H118V166H116V168H113V169H110V168H112V167H107L108 169H105L106 167H104L103 168V166L102 167H100V168H93V167H91V165L89 164H87V161H88V163H90L89 162V160L87 159V158H85V160H84V158H82L84 161H82L81 163H77V162H75V160H74ZM94 159H96V160H94ZM107 159V158H106ZM131 159V158H130ZM162 159V160H161ZM191 159V160H190ZM200 160V164H198L199 163V161H197V160ZM214 159V160H213ZM220 159H222L223 161H225L224 163H226L225 165L223 164V162L222 163H219V161H220ZM247 159V160H246ZM249 159H252L251 160V162L249 161ZM45 160V159H44ZM87 160V161H86ZM93 160L94 161H96L95 162V164L97 163V160L99 161V163H97L96 165H94L93 163ZM183 160V161H182ZM184 160H185V163H184ZM209 160V161H208ZM221 160V161H222ZM227 160H229V164H228V161ZM231 160V161H230ZM237 160V161H236ZM246 160V161H245ZM47 161V160H46ZM54 161V160H53ZM58 161L59 160H57V163H58ZM61 161V160H60ZM79 162H80V158H79V160H78ZM86 161V162H85ZM175 161H178V163H177V166H175L176 165V162ZM186 161H188V162H186ZM190 161V162H189ZM207 161H208V163H207ZM218 162V163H216V167H215V162ZM220 161V162H221ZM233 161V162H232ZM250 163H248V162ZM44 162V161H43ZM42 162V163H43ZM49 162H50V160H49ZM83 162L84 163H86V165L88 166V167H91L92 168V171L90 170L91 168H88L86 165H84L83 164ZM141 162H143V161H141ZM180 162H182V166L180 165L181 163ZM245 162H246V164L247 165H245ZM41 163V162H40ZM41 163V164H42ZM51 163H53V164H56L57 165V163H54V162H50L49 164H51ZM115 163V162H114ZM164 163V164H163ZM189 163V164H188ZM192 163L194 164V165H192ZM204 163V164H203ZM213 165V167L210 165ZM214 163V164H213ZM231 163V164H230ZM262 163V164H261ZM60 164H61V162H60ZM60 164H58V165H60ZM63 164V163H62ZM79 164V165H78ZM124 164V165H123ZM163 164V165H162ZM166 164H169V166L168 165H166ZM179 164V165H178ZM183 164L185 165V164H187L185 167L183 166ZM198 164V165H197ZM202 164V166H200ZM237 164H238V166H237ZM240 164V165H239ZM243 164V165H242ZM40 165V164H39ZM48 165V164H47ZM73 165V164H72ZM72 165H70L68 168L69 169H71L70 167L72 166ZM80 165H81V167H80ZM82 165H84V166H82ZM113 165V164H112ZM141 167L140 169L142 170V169H144L143 168V166H145V168H147L146 169V171L145 170H143L142 171V173H141V170L140 169H137V167L139 168V166ZM165 165L167 166V167H165ZM189 165V166H188ZM195 165H197V166H199V169H198V167H196ZM205 167H204V166ZM224 165V166H223ZM229 165H231V166H229ZM233 165V166H232ZM50 166V165H49ZM49 166H47V167H49ZM60 166H62V165H60ZM123 166H126V170L123 168ZM131 166V167H130ZM164 166V167H163ZM172 166V167H171ZM235 166H234V168H235ZM248 166H249V168H248ZM46 167V168H47ZM76 167H77V169H80V170H78L77 172H75L76 170ZM84 167H86V168H84ZM113 167H114V165H113ZM119 167L121 168V169H119ZM133 167V168H132ZM182 167H184V168H182ZM188 167H189V169H190V173H191V170H193L194 172L195 171H197L196 173H194L195 175L196 174H198V175H196V176H192L191 174V177H193L192 179L190 178V175L189 174H187V175H189V176H186V171H188L189 172V169H188ZM194 167L195 168H197L196 170L194 169ZM209 167H211V168H209ZM215 167V168H214ZM226 167V168H225ZM43 168H45V167H43ZM50 168H52L53 169V167H51L50 166ZM84 170H83V169ZM128 168V169H127ZM132 168V169H131ZM155 168V167H154ZM167 168V169H166ZM175 170H173V169ZM233 168V169H234ZM261 168V170H263L264 169V165H263V167L261 166L260 167ZM38 169H39V167H38ZM93 169L94 170H96L95 172L93 171ZM100 169V170H99ZM117 169V170H116ZM124 169V170H123ZM156 169L158 170V167H156ZM171 169V170H173L175 173H176V175H174L173 173V171H171L172 172V174H170L171 172L169 171V170ZM188 169V170H187ZM201 169H202V172H201ZM211 169V170H210ZM213 169V170H212ZM223 169V170H224ZM227 169V170H228ZM46 170H48V169H46ZM83 170V171H82ZM90 170V171H89ZM99 170V171H98ZM121 170H123V171H121ZM136 170H137V172L138 171H140V173H141V175L139 174V172H138V174H136L137 172H136ZM168 170V171H167ZM176 170H178V173L176 172ZM184 170H185V172H184ZM210 170V171H209ZM235 170V169H234ZM240 170V172H241V169H239ZM37 171V170H36ZM35 171V172H36ZM80 171V172H79ZM85 171V172H84ZM87 171V172H86ZM192 171V172H193ZM212 171V172H211ZM225 171H223V173L225 172ZM229 171V170H228ZM34 172V173H35ZM79 172V173H78ZM135 172V173H134ZM187 172V173H188ZM233 172V171H232ZM236 172V171H235ZM239 173L238 174V172H237V174H238V176L239 177H237V179L239 178V179H241V178H243L244 180L246 179V176H244V175H241V174H243V173ZM255 174H254V171H252V173L251 174H254V175H256V174H258L259 172L257 171V170H255ZM262 172L263 171H261L260 172V175H261V177H262V175L264 176V174H262ZM32 173V172H31ZM37 173V174H38ZM43 173V174H42ZM183 173V174H182ZM208 173H210V175L208 176ZM228 173V172H227ZM250 173V172H249ZM47 174V175H46ZM58 174V175H57ZM60 174V175H59ZM75 174V175H74ZM157 174L160 176V178L157 176ZM181 174L184 176V174H185V176L183 177V176H181ZM220 174V173H219ZM226 174V173H225ZM250 174V175H251ZM50 175V176H49ZM52 175H54V176H52ZM78 175V176H77ZM135 175H137V176H135ZM167 175V176H166ZM174 175V176H173ZM178 175V176H177ZM227 175V174H226ZM232 175V174H231ZM259 175V176H260ZM48 176V177H47ZM77 176V177H76ZM81 176L83 177V178H81ZM133 176H134V180L133 181H135V182H138V183H136L135 184V182L133 183V181L131 180L132 178H133ZM164 176H166V177H164ZM170 176V177H169ZM179 176H181V177H183L184 179H182L181 177H179ZM230 176V175H229ZM240 176H242L241 178H240ZM245 178H244V177ZM54 177V178H53ZM56 177V178H55ZM137 177H139V178H137ZM164 177V178H163ZM177 177H179L180 179L178 180V182H177V180H175V179H178ZM185 177H187V178H185ZM206 177V178H205ZM46 178H49V179H47L46 180ZM162 178H163V180L166 178V179H168V180H164V182H163V184L161 183L163 180H162ZM173 178H174V180L176 181H173ZM195 178V179H194ZM202 178H204V180L202 179ZM254 177H252L251 178V176L248 178V179H246L245 180V182H247V180H248V182L250 183L251 181L250 180H252ZM256 178V177H255ZM45 179V180H44ZM137 179L140 181H137ZM141 179V180H140ZM153 179V178H152ZM169 179L171 180V181H169ZM187 179V180H186ZM211 179V178H210ZM222 181H220V180H218V181H211L212 182V184L211 183H209L208 185H210V186H212L214 183H216L217 185H218V187H220V184H221V182H222V184H224V182H229V184H227V185H229V186H232V185H234V180L233 179H229V181H224V179H222V178H220ZM236 178H235V180L236 181H238L237 183L239 184V181H242V183H240L242 186L245 184V182H244V180H237ZM250 179V180H249ZM262 179L264 180V177H262V178H260L259 177V179H257L256 178V180L255 181H257L258 180V183H261L262 184V182H260L259 180H261L262 181ZM40 180V181H41ZM49 180V181H48ZM85 182H84V181ZM161 182H160V181ZM181 180V181H180ZM192 182H191V181ZM203 180V181H202ZM206 180V181H205ZM212 180V179H211ZM78 181V180H77ZM129 183H128V182ZM132 181V182H131ZM144 181V180H143ZM148 181V180H147ZM147 181H144V182H147ZM153 181V180H152ZM174 183H173V182ZM220 181V182H219ZM64 182V181H63ZM149 182V181H148ZM160 182V183H159ZM191 182V183H190ZM230 182H234V183H230ZM243 182H244V184H243ZM84 183V184H83ZM133 183V184H132ZM152 183V182H151ZM173 183V184H172ZM194 183V182H193ZM40 184H42V182H40ZM62 184V183H61ZM139 186H138V185ZM144 184V183H143ZM189 184L191 185L190 187H189ZM202 184V183H201ZM215 184V188L217 187V185ZM239 184V185H240ZM63 185H65V184H63ZM128 185V186H127ZM133 185H134V187H133ZM135 185H137V187H135ZM238 185V186H239ZM240 185V186H241ZM143 186H148V185H143ZM150 186V185H149ZM148 186V187H149ZM155 186V185H154ZM153 186V187H154ZM199 186H200V184H199ZM205 186V185H204ZM159 187V186H158ZM169 187H171V188H169ZM198 187V186H197ZM212 187H214V185L212 186ZM217 187V189H218V191L220 192V190H219V188ZM172 188H174V190L175 191H173L172 190ZM194 188V187H193ZM196 188V187H195ZM205 188V187H204ZM215 188H213V189H215ZM8 189V188H7ZM28 189H30V188H28ZM36 189V190H35ZM74 189V190H73ZM75 189H76V191H75ZM152 189H151V191H152ZM168 189H171V192H170V190H168ZM188 189V190H187ZM196 189H198V188H196ZM232 189H233V187H232ZM242 190H243V192H245L244 190H247V188H241ZM241 189H239V191L238 190H236V189H234V190H236V191H238L239 193L238 194H240L241 195V192H242V190ZM1 190H3V189H1ZM5 190V189H4ZM12 190V189H11ZM17 190V189H16ZM53 190V189H52ZM51 190V191H52ZM58 190H60V191H58ZM165 190V191H164ZM195 190V189H194ZM199 190H201V189H199ZM198 190V191H199ZM203 190V189H202ZM206 190H208V188L206 189ZM233 190V191H234ZM256 190V189H255ZM257 190H259V189H257ZM18 191V190H17ZM28 191V190H27ZM139 191V192H138ZM142 191V192H143ZM147 191V194L149 193ZM163 191V192H162ZM168 191V192H167ZM213 191V190H212ZM217 190H215V192L214 193H212L211 192V190H209V192H211V198L213 197L212 195H215V193L216 192H218ZM231 191V190H230ZM233 191H231V192H233ZM241 191V192H240ZM242 192V193H243ZM247 192V191H246ZM245 192V193H246ZM3 193V192H2ZM1 193V194H2ZM29 193V194H28ZM190 193V192H189ZM200 193V192H199ZM203 193H204V191H203ZM234 193V192H233ZM250 193V192H249ZM249 193L247 192L245 195H246V197H248V195H249ZM253 193H254V191H253ZM252 193V194H253ZM257 193V192H256ZM259 193V192H258ZM257 193V194H258ZM4 194V193H3ZM6 194H8V193H6ZM17 195L19 194L18 192L16 193ZM58 194V193H57ZM60 194V193H59ZM152 194V193H151ZM155 194V193H154ZM206 194V193H205ZM248 194V195H247ZM251 194V195H252ZM260 194H262V193H260ZM32 195V196H31ZM42 197H41V196ZM66 195H69V199H71V200H69V199H67V198H65L66 200H68V202L66 203L65 201V203L64 202H62L64 199H63V197L62 196H66ZM162 195V196H163ZM201 195V194H200ZM204 195V194H203ZM254 195V194H253ZM259 195V194H258ZM4 196H5V194H4ZM10 196V195H9ZM25 196H26V194H25ZM35 196V197H34ZM38 196H40L41 198H40V201L38 200L39 198H38ZM73 196V197H72ZM146 196V197H145ZM202 196V195H201ZM209 196H206L207 197V199H208V197ZM242 196H244V195H242ZM255 196V195H254ZM31 197L33 198H36V199H34L35 201H37V203H39V204H36V202H32V200L33 199H31ZM60 197H62L61 199H62V201H61V199H60ZM71 197V198H70ZM148 197V198H147ZM157 197V196H156ZM170 197V196H169ZM204 197H205V195H204ZM209 197V199H211ZM29 198V199H28ZM76 198V200L74 201V199ZM174 198V197H173ZM172 198V199H173ZM6 199V198H5ZM14 199V200H13ZM183 199V200H182ZM240 199V198H239ZM255 199V198H254ZM253 199V200H254ZM18 200V199H17ZM26 200L27 201H31V203H33V204H31V205H29L30 203L29 202H26ZM42 200V201H41ZM128 200H131V201H134L133 203H132V205L130 204H128ZM157 200V201H156ZM174 200V199H173ZM181 200V201H180ZM206 200V199H205ZM14 201V202H13ZM39 201V202H38ZM60 201L63 203V205L60 203ZM163 201V203H160V202H162ZM164 201H165V203L166 204H164ZM235 201V200H234ZM238 201V198H237V200H236V202ZM15 202H16V204H15ZM152 202V203H151ZM153 202H155V203H153ZM157 202V203H156ZM206 202H207V200H206ZM205 202V203H206ZM244 202H245V200H244ZM251 202H252V200H251ZM14 203V204H13ZM21 203H20V205H21ZM27 203V204H26ZM29 203V204H28ZM53 203V205H55ZM190 203V202H189ZM194 203V202H193ZM197 203V202H196ZM200 203V202H199ZM210 203V202H209ZM238 203V202H237ZM248 203V202H247ZM254 203V202H253ZM252 203V204H253ZM36 204V205H35ZM58 204V205H57ZM62 205V208H61V206H59V205ZM155 204V205H154ZM190 204H192V203H190ZM245 204V203H244ZM17 205V208L15 207L14 208V206H16ZM149 205H151V206H149ZM176 205V204H175ZM183 205H181L182 206V208H183ZM241 205V204H240ZM36 208H35V207ZM180 206V205H179ZM197 206V205H196ZM224 206V205H223ZM249 206V205H248ZM254 206V205H253ZM257 206V205H256ZM264 206V205H263ZM11 207V208H12ZM42 207V208H41ZM168 207V208H167ZM176 207V206H175ZM185 207V206H184ZM245 207V206H244ZM251 207V206H250ZM255 207V206H254ZM39 208V209H38ZM65 208V209H64ZM152 208V207H151ZM229 208L231 209H233L234 207H232V206H230L229 205ZM257 208H259V207H257ZM38 210V211H34V210ZM133 209V208H132ZM131 209V210H132ZM140 209V210H141ZM163 209H165L166 211H164V212H162L163 211ZM224 209V208H223ZM226 209H228L227 207H226ZM247 209V208H246ZM256 209V208H255ZM8 210V211H7ZM13 210H11V212L13 211ZM39 210H41L40 212H39ZM167 210H168V212H167ZM169 210H171V211H169ZM180 211H181V209H179ZM17 211H19V213H17ZM160 211L162 212V213H160ZM176 211V210H175ZM225 211V210H224ZM247 211V210H246ZM251 211V210H250ZM254 211V210H253ZM166 212H167V214H166ZM179 212V211H178ZM17 213V214H16ZM163 213H164V215H163ZM227 213V212H226ZM225 213V214H226ZM248 213L249 212H247V215H248ZM18 214H21V217H19V218H23V219H21L20 221H19V218H18ZM161 214V215H160ZM178 214V213H177ZM1 215V214H0ZM23 215V216H24ZM171 215V214H170ZM12 216V217H11ZM110 216H112V217H115V221H113L112 223H108V224H106V222H107V218L108 217H110ZM205 216H206V214H205ZM246 216V215H245ZM3 217V218H2ZM6 217V218H7ZM17 217V218H16ZM7 218V219H8ZM14 218H16V219H18L17 221H16V219H14ZM30 218V219H29ZM182 218V217H181ZM156 219V218H155ZM159 219V220H160ZM178 220L179 218H175V220ZM229 219V218H228ZM17 222V223H19V224H15V221ZM23 220V221H22ZM180 220V219H179ZM178 220V221H179ZM262 220V219H261ZM7 221V220H6ZM161 221V220H160ZM182 221V220H181ZM228 221V220H227ZM259 221V220H258ZM263 221V220H262ZM163 222H165L164 220H163ZM165 222V223H166ZM180 222V221H179ZM251 222V221H250ZM176 223V222H175ZM175 223H173L174 225H175ZM207 223V222H206ZM229 223V222H228ZM246 223H247V221H246ZM178 223H176V225H177ZM181 224V223H180ZM248 224V223H247ZM263 224V223H262ZM12 225V226H11ZM172 225V224H171ZM170 225V226H171ZM175 225V226H176ZM40 226V228H36V227H39ZM121 226H124V228H122V229H120L121 228ZM173 226V225H172ZM171 226V227H172ZM264 226V225H263ZM262 226V227H263ZM116 227L118 228V227H120V228H118V229H116ZM0 228H1V225H0ZM155 228V227H154ZM176 228V227H175ZM86 233V232H85ZM165 233V232H164ZM151 234V233H150ZM172 235H173V233H172ZM2 236V235H1ZM47 236V235H46ZM74 236V237H73ZM147 236H150V235H147ZM147 236H145V237H147ZM162 236V237H161ZM165 237V238H164ZM168 237H170L171 238V236H168ZM264 237V236H263ZM100 239V241L101 240H105V243L106 244H102L101 245V243H99V242H97V240H99ZM120 238H121V241H120ZM159 238H160V240H159ZM165 239V241L166 242H164L163 244H162V240H164ZM170 238H167V239H169L170 240ZM24 239V238H23ZM162 239V240H161ZM56 240H58V241H56ZM122 240L124 241L125 240V242H122ZM133 240V241H132ZM141 240H142V238H141ZM144 240H145V238H144ZM107 241V242H106ZM134 242V243H132V242ZM160 241V242H159ZM103 242V241H102ZM131 242V246L130 245H127V244H129V243ZM170 242L173 244V241H172V239L170 240ZM169 242V244L170 245H168V246H166V248L168 249V248H171V247H173V245L171 244ZM161 245H159V244ZM5 244V243H4ZM42 245H43V243H41ZM3 245V244H2ZM159 245V246H158ZM41 246V245H40ZM130 246V247H129ZM165 246L163 247V248H165ZM176 246V245H175ZM43 247V246H42ZM138 248V249H140V251H141V256H142V258L139 256L138 257V255H136L137 257H134L135 255V253H131V251H130V249L129 248H133V250H134V248ZM136 248V249H137ZM162 248V249H163ZM166 248H165V250H166ZM128 249H129V254H127L128 253ZM161 249V250H162ZM161 250H159V252L161 251ZM137 251H139V250H137ZM149 251V252H150ZM245 251V250H244ZM244 251H241L240 252V255L238 254L237 255V251L236 252H233V250H231V253L230 254H233L232 255V257H234V256H237V257H239L240 259H243V260H241L240 262H239V264L241 263V264H243V263H249V259H253V257H254V255L256 256V253L254 254V253H251V252H244ZM124 252H126V254L127 255H129V257H126L125 255H124ZM148 252V253H149ZM166 252V251H165ZM175 252H177V251H175ZM209 252V251H208ZM230 252V251H229ZM158 253V252H157ZM210 253V252H209ZM234 253H236V254H234ZM130 254L131 255H133V257L135 258V259H131V256H130ZM170 254V253H169ZM206 254V253H205ZM212 254V253H211ZM227 255V256H231V255ZM254 254V255H253ZM264 254V253H263ZM263 254H261L262 256H264ZM165 255V254H164ZM181 255V254H180ZM260 255V256H261ZM122 256H124L126 259H127V261H126V259H125V261H124V259L122 260ZM157 256H158V254H157ZM146 257V256H145ZM144 257V258H145ZM148 257V256H147ZM165 257V256H164ZM182 257V256H181ZM210 257V256H209ZM144 258H143V260H144ZM163 258V257H162ZM179 258H180V256H179ZM188 258V257H187ZM130 259V260H129ZM184 259V258H183ZM182 259V260H183ZM246 259V260H245ZM262 259H264V258H262ZM133 260V261H132ZM142 260V261H143ZM259 260V259H258ZM260 260H261V257H260ZM5 261V260H4ZM5 261V262H6ZM124 261V262H123ZM129 261V262H128ZM173 261V260H172ZM178 261V260H177ZM246 261V262H245ZM253 261V260H252ZM252 261L250 260V263H252ZM255 261H257V260H255ZM4 262V263H5ZM11 262H13V263H11ZM77 262V263H76ZM126 262V263H125ZM163 262V261H162ZM167 262V261H166ZM180 262H181V259H180ZM259 262V261H258ZM257 262V263H258ZM262 262H263V260H262ZM249 263V264H250ZM261 263V262H260ZM20 264V263H19ZM166 264V263H165ZM179 264V263H178ZM263 264V263H262Z\"/></svg>", "mask_w": 264, "mask_h": 264}]
</instances>
